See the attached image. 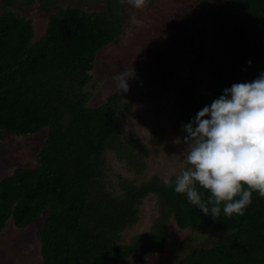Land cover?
Wrapping results in <instances>:
<instances>
[{"label": "trees", "instance_id": "obj_1", "mask_svg": "<svg viewBox=\"0 0 264 264\" xmlns=\"http://www.w3.org/2000/svg\"><path fill=\"white\" fill-rule=\"evenodd\" d=\"M62 1L43 0L48 24L36 37L35 20L17 10L20 0H3L0 142L7 135L38 136L41 147L33 166L15 167L0 180V234L9 220L19 228L41 221L42 264H129L164 251L172 229H191L214 240L189 247L176 264H264V198L253 193L245 215L221 213L214 221L165 186L164 177L144 175L149 149L120 125V116L134 109L128 92L90 105L96 57L123 31V4L106 0L104 11H87ZM209 25L207 79L182 64L172 101L170 125L182 141V124L224 89L264 73V0H219ZM164 136V129L153 133V143ZM109 153L128 174L113 171ZM149 198L150 228L125 240Z\"/></svg>", "mask_w": 264, "mask_h": 264}, {"label": "rangeland", "instance_id": "obj_2", "mask_svg": "<svg viewBox=\"0 0 264 264\" xmlns=\"http://www.w3.org/2000/svg\"><path fill=\"white\" fill-rule=\"evenodd\" d=\"M20 0V14L32 17L36 37H41L48 24L43 0ZM218 1L151 0L142 10L123 4L127 20L115 41L100 50L96 57L94 81L88 87L93 96L90 105L102 104L108 95L119 91L114 77L126 68H135V78L128 81V101L134 109L120 116L122 130L136 137L149 149L145 161V174L169 177L179 174L186 166L187 146L178 138L171 125L172 101L180 79V67L188 66L190 72L206 81L204 66L207 62L209 16ZM62 6L81 7L87 11H104L107 1L63 0ZM4 7L0 0V13ZM54 11V8H53ZM135 16L142 26L131 22ZM131 33V36L126 33ZM164 129L162 144H154L152 135ZM41 147L38 136L7 135L0 142V180L18 166H33ZM108 160L116 173L128 174L124 163L115 153ZM155 216L154 200L149 198L142 206V218L133 225L125 240L148 230ZM44 217H46L44 215ZM41 221L26 228L17 227L9 220L0 234V264H42L39 229ZM214 240L211 233L191 229H172L166 249L158 255L133 258L129 264H176L178 257L189 247L209 245Z\"/></svg>", "mask_w": 264, "mask_h": 264}, {"label": "clouds", "instance_id": "obj_3", "mask_svg": "<svg viewBox=\"0 0 264 264\" xmlns=\"http://www.w3.org/2000/svg\"><path fill=\"white\" fill-rule=\"evenodd\" d=\"M119 2L142 10L151 0ZM131 22L143 25L135 16ZM135 75L131 65L114 77L117 89L127 93L128 81ZM182 129L188 167L174 180L165 177V186L185 195L192 206L214 221L221 213L226 217L245 215L253 193L264 198V73L251 82L224 89L191 122L182 124Z\"/></svg>", "mask_w": 264, "mask_h": 264}]
</instances>
